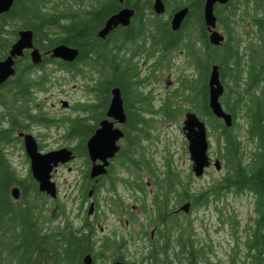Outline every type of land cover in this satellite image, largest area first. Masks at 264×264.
<instances>
[{
	"label": "trees",
	"instance_id": "1",
	"mask_svg": "<svg viewBox=\"0 0 264 264\" xmlns=\"http://www.w3.org/2000/svg\"><path fill=\"white\" fill-rule=\"evenodd\" d=\"M153 1L126 0L121 4L119 0H15L11 10L0 17V59L8 55L18 31L28 28L33 29L35 44L42 51L61 43L80 51L73 62L45 55L40 65L32 63L27 51L16 62L17 73L0 86V264H84L88 253L94 264H107L101 260L107 251H111L112 262L122 260L125 264H220L213 261L210 243L196 238L191 220L181 219L172 210L187 200L193 201L196 208L214 203L218 209L230 192L251 195L255 217L252 224L247 223L244 234L235 229L236 248L227 264H264V0H230L216 6L218 26L225 35L221 45L209 41L205 0H164L167 19L155 13ZM123 6L136 10L131 24L118 26L105 39L99 37L106 20ZM184 6L189 7V13L180 29L173 30L170 17ZM176 50L186 52L192 72L182 74L180 86L156 108L150 95L141 89L146 78L140 75L136 55L144 53L160 66ZM49 61L69 71L73 78L91 74L86 88L94 93L95 100L80 103L79 115L67 118L65 124L66 136L78 140L73 149L86 161L87 139L105 115L112 89L120 87L128 116V145L120 153V165L127 173L135 169L134 184L119 176L114 166L96 182L89 178L87 166L78 189L81 204H85L95 184L98 218L104 212L102 203L108 204L112 212L129 214L132 222L140 224L141 235L148 240L146 247L132 251V236L116 232L98 241L96 226L90 224L88 216L76 224L59 196L52 198L54 203L60 202L54 214L48 206L50 196L39 190L30 168L22 175L14 166V150L10 148L22 141L17 133L26 131L32 123L52 125L58 121L36 102L38 91L46 90L53 82L51 74L43 69ZM214 64L219 65L225 85L222 104L233 115L230 127L208 105ZM189 110L209 124V137L216 136V153L224 164L222 175L199 188L192 186V167L190 173L182 174L167 158L166 166L160 169L148 157L144 145L152 136L154 116L174 120ZM143 173L156 187L151 204ZM120 180L128 189L143 193L139 206L143 216L123 201L117 188ZM14 186L21 191L18 199L12 195ZM104 186L111 196L101 202ZM58 218L64 220L62 224H52ZM155 224L157 237L152 239L148 229Z\"/></svg>",
	"mask_w": 264,
	"mask_h": 264
},
{
	"label": "rangeland",
	"instance_id": "2",
	"mask_svg": "<svg viewBox=\"0 0 264 264\" xmlns=\"http://www.w3.org/2000/svg\"><path fill=\"white\" fill-rule=\"evenodd\" d=\"M160 16L164 19L169 17L167 11ZM219 29L223 32L221 26H219ZM147 45L149 46V44ZM135 59L139 62L140 75L146 78L145 82L141 85V89L150 95L152 98L151 102L156 108H159L168 95L172 94V91L180 86L182 74L192 72L191 64L184 50L171 52L167 60L160 66H155L154 58L148 57L144 53L136 55ZM49 62L42 68L51 74L53 82L48 85L46 90L38 91L36 102L38 107L42 106V111L45 114L58 119V121L52 122V125L32 123L26 131L33 133L37 137L42 151H49L64 146L73 148V146L77 145L78 140L74 138L69 139L66 136L67 129L65 124L67 123V118L79 115L80 111H78L77 106L80 103L95 100L94 93H91L86 88V81L91 74L89 73L85 78L82 76L73 78L69 71L59 69L55 62ZM64 102H67V105H64ZM154 117L156 118L152 122L154 124V127L151 129L152 136L148 137L144 142L148 157L153 159L160 169H164L166 159L168 158L173 161L174 165L178 167L182 174L190 173L192 161L188 150V141L183 132L185 112H182L174 120L163 118L160 115ZM208 130H212L209 124ZM209 138L213 145L212 149H209V153L215 162L216 159H220L216 153V136H210ZM123 141L124 139L121 140V144L125 148L126 144L123 145ZM22 145L23 142L21 141L19 143L18 141L10 149L12 151L14 150L12 154L14 166L19 173L26 175L30 168V160L26 154L24 145ZM121 159V155L116 157L113 160L111 169L114 166L119 176L125 177L123 178L124 180H129L134 184V178H136L135 169L131 168L129 173H127L120 165ZM220 162V169H217L212 164L202 177L194 176L193 188H199L203 185L207 186L215 177L222 175L224 173V164L221 159ZM87 166L85 158L78 155L71 162L60 165L53 172L52 177L58 187L60 202L65 203L69 218L75 221L76 224L80 223L81 217L88 216L89 204L91 200L95 201L96 199L95 190L93 192L94 195L92 194V197L89 195L87 202L81 204L82 194L78 188L83 182V175ZM141 177L144 181H147L146 190L150 198L148 199V203L151 204V198L156 193V187L151 182L150 176L147 173H143ZM118 182L117 188L122 195L123 201H125L135 214L137 213L143 216V212L139 207L143 202V193L128 189L121 180ZM100 191V195L103 196L101 202L105 200V197L107 199L110 198L111 193L106 186L103 187V190L101 188ZM60 202L54 203L51 197L48 198V206H52L54 214L59 211ZM102 209L104 212L100 215V218H98L97 213L91 218V221L96 226V237L98 241L104 239L108 234V236H113L116 232L119 235L123 233L132 236L129 242V247L132 251H136V248L142 249L148 245L143 243L146 236L141 235L140 224L136 221L132 222L129 214L122 213L121 215L119 211L112 212L109 205H104L103 203ZM218 209L214 203L207 207L200 206L194 212H191L189 217L186 216V218L187 220H191L192 229L196 234V238L198 237L200 242L206 241L210 243L213 261L220 264H227L236 248L235 229L239 228L241 235L244 234V228L247 226V223L252 224L255 217L253 199L247 193L239 194L230 192L222 198L218 204ZM118 215L123 217L125 222ZM180 218L184 219L185 217L180 215ZM126 220H129V223ZM63 221L61 218H58L52 224H62ZM148 232L150 233V231ZM138 238L140 239L138 240ZM243 239L242 237L241 241ZM112 259L111 251H107L104 258L101 257V260L107 262V264L112 263Z\"/></svg>",
	"mask_w": 264,
	"mask_h": 264
},
{
	"label": "water",
	"instance_id": "3",
	"mask_svg": "<svg viewBox=\"0 0 264 264\" xmlns=\"http://www.w3.org/2000/svg\"><path fill=\"white\" fill-rule=\"evenodd\" d=\"M15 0H0V17L11 10ZM126 0H119L124 4ZM230 0H205L204 20L209 32V41L213 45H221L225 40V35L219 29L216 6L226 4ZM153 9L156 14L162 15L166 12L167 7L164 0H154ZM136 10L129 6H123L118 12L111 15L99 30V37L105 39L118 26L127 27L131 24ZM189 7L184 6L174 11L170 17L171 27L178 30L182 26ZM33 64H40L44 61V56L56 58L66 62L75 61L80 51L78 48L61 43L53 48L42 51L34 41L33 29H20L18 37L12 44L6 57L0 59V86L6 83L17 73L16 62L19 58L24 57L26 52ZM112 97L107 110L108 118L100 122V127L96 129L93 135L87 140L88 154L93 165L90 170L92 178H96L108 172L107 167L110 165V159L114 158L120 150L118 140L124 136V131L119 127H114V122L109 118H114L120 123L127 119L125 111L124 98L120 87L116 86L111 91ZM225 93V85L222 82L219 65L214 64L209 76V107L213 114L221 118L227 126L233 125V115L228 112L222 104V96ZM67 105V102H64ZM183 132L188 141V150L192 161V171L196 177H202L207 169L214 164L217 169L221 168L220 159L214 162L210 156V138L206 121L193 110L185 112L183 121ZM17 135L22 138L26 154L30 160V170L33 177L37 180L39 190L51 196L58 197V187L53 180V172L60 165L67 164L75 158L74 150L68 146L42 151L35 135L31 132L19 131ZM101 160L97 163V160ZM94 189H90L89 195L92 196ZM12 195L15 199L21 196L18 186L12 188ZM94 201L90 203L89 214L93 211ZM186 213L189 212L190 202L184 203L181 208ZM84 264H94L93 256L88 253L84 257ZM56 264V263H46ZM110 264H125L122 260L113 261Z\"/></svg>",
	"mask_w": 264,
	"mask_h": 264
},
{
	"label": "flooded vegetation",
	"instance_id": "4",
	"mask_svg": "<svg viewBox=\"0 0 264 264\" xmlns=\"http://www.w3.org/2000/svg\"><path fill=\"white\" fill-rule=\"evenodd\" d=\"M52 58V57H51ZM112 97V96H111ZM110 100H111V98H110ZM109 104H110V102H109ZM109 104L107 105V108H106V112H105V115L102 117V118H100V119H98V121H97V123H98V125H97V127L95 128V130H94V132L96 131V129H98L99 127H100V122L102 121V120H104L105 118H108V116H107V110H108V107H109ZM124 105H125V103H124ZM125 111H126V108H125ZM126 114H127V112H126ZM111 121H113L114 122V127H119V128H121L123 131H124V136L123 137H121L119 140H118V143L120 144V150L118 151V153L116 154V156L114 157V158H112V159H110V165L107 167V169H108V172L107 173H105V174H102V175H100V176H98V177H96V178H92L91 177V175H90V170H91V167H92V165H93V161L91 160V158L89 157V154H88V148H87V156H88V163H87V165L88 164H90V165H88L89 167H88V169H89V171H88V173H89V178L91 179V180H94L95 179V181L97 182H99V180H102V178L105 176V175H108L109 174V171H110V169H111V166H112V163H113V160L116 158V157H118L119 155H120V153H121V151H122V149L124 148L123 146H122V144H121V140L122 139H124V141H123V145L124 144H126V146L128 145V143H127V139H126V137H127V128H126V126H127V122H128V116H127V119H126V121L124 122V123H120V122H118L117 120H114V118H109ZM96 122V121H95ZM24 131V130H23ZM26 132H29V131H26ZM94 132L91 134V135H93L94 134ZM90 135V136H91ZM89 136V137H90ZM36 137V136H35ZM89 137H88V139H89ZM37 138V137H36ZM22 139V138H21ZM87 139V140H88ZM38 140V139H37ZM23 141V140H22ZM87 146V145H86ZM125 146V147H126ZM73 149V148H72ZM74 150V149H73ZM74 153H75V158H76V156L78 157V154L75 152V150H74ZM86 161V162H87ZM101 162V160H97V163H100ZM94 188H96V185L95 184H93L92 186H91V189H94ZM95 190V189H94ZM94 195V194H93ZM89 196V195H88ZM92 197V196H91ZM92 201H94V200H91V202ZM90 202V203H91ZM186 202H190V209H189V212H185L184 210H181L180 208H181V206L184 204V203H186ZM96 203H95V201H94V208H93V211L89 214V211H90V204H89V209H88V211H87V215H88V220L90 221V224H94L92 221H91V218H93V216H95L96 215V205H95ZM203 207H207L206 205H203ZM195 209H197L195 206H194V203H193V201H184V202H182V203H179V204H176L175 206H174V208H173V210H172V213L173 214H177V215H182V216H184V217H186V216H189V214L191 213V212H194L195 211ZM128 223H129V220H126ZM92 222V223H91ZM152 226V225H151ZM150 226V227H151ZM150 227H149V229H148V231H150V233H149V235H150V237L152 238V239H155L156 237H157V228H158V224H155V225H153V227H152V229H150ZM140 238H138V240H139ZM130 242V241H129ZM147 242H148V240L145 238L144 240H143V243L144 244H147Z\"/></svg>",
	"mask_w": 264,
	"mask_h": 264
}]
</instances>
